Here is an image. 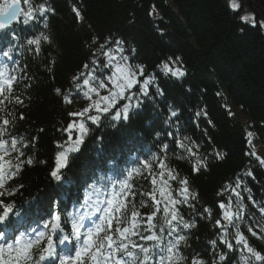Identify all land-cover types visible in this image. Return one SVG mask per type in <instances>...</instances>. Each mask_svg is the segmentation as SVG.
I'll return each instance as SVG.
<instances>
[{
  "label": "trees",
  "instance_id": "trees-1",
  "mask_svg": "<svg viewBox=\"0 0 264 264\" xmlns=\"http://www.w3.org/2000/svg\"><path fill=\"white\" fill-rule=\"evenodd\" d=\"M3 2L0 0V4ZM21 2L26 11L27 4ZM29 2L43 3L50 11L39 22L27 26L14 22L11 27L18 41L11 35L0 37V61L10 69H22L10 72L17 79L10 90L6 86L0 93V128H6L0 139L8 140L6 147L10 148V140L15 138L17 148L24 153L19 160L16 152L4 154L5 161L11 163L5 164L3 191H14L13 195L0 197L4 204L14 205L8 220L0 224L5 240L14 242L20 233L34 239L36 233L32 229L49 231L43 225L57 214L65 232L70 233V224H63L65 217L91 211L81 207L89 196L90 204L97 199L103 201L113 191L106 186L118 185L127 178L129 170L150 162V170L141 168L128 180L131 190L127 200L137 205L141 199L150 200L141 193L151 191L152 175L157 178L158 188L167 193V186L160 183L161 165L174 197L179 181L187 179L188 191L196 194V209L202 214L193 215L187 205H178L184 218L194 222L193 227L180 232L186 237L181 251L190 259L197 256L212 264L213 248L209 242L216 239L215 251H223L219 240L221 226L215 221L220 219L224 225V211H236L233 188L241 194L245 219L260 220L264 216V164L254 152L249 135L254 132L264 147V0H240V7H233L229 0ZM246 8L252 10V20L243 19ZM41 33L51 43L41 40L37 51V46L26 41ZM94 38L98 41L95 45ZM105 41H109L105 52L116 47L115 41H121L130 63L143 66L144 75L139 78L154 75L163 95L158 96L149 85L150 98H144L140 108L129 113L127 123L121 120L113 127L106 119L99 126L87 122L89 131L84 143L78 151H69L71 145L63 130L79 119L70 113L83 110L89 103L75 91L74 84L82 83L93 68L92 60H98L101 67L107 62L104 54L93 56ZM9 47L15 48L12 60L2 56ZM170 57L180 58L176 66L182 67L184 76L163 75L159 65ZM86 64L88 69L84 68ZM81 73L85 76L74 82L73 78ZM16 97L21 103L16 102ZM170 108L177 116H170ZM4 119L10 121L9 125H3ZM169 132L171 137L167 136ZM165 143L167 149L163 148ZM180 143L196 156L190 157L178 146ZM61 151L68 153V164L61 170V180L56 181L51 172ZM196 157L206 166L193 171ZM9 168L15 179L8 175ZM169 173L176 179H171ZM238 180L240 187L236 188ZM221 202L226 209L219 208ZM2 210L0 204V214ZM241 230L250 245L264 254L259 227H254L258 233L255 237L244 226ZM44 246L42 243L41 249ZM64 247L57 244L56 264ZM69 254L74 255V250ZM33 256L34 261L38 260L35 248ZM49 260L41 264H49ZM216 262L242 264L238 252H232L223 262L217 255ZM252 264L260 262L253 260Z\"/></svg>",
  "mask_w": 264,
  "mask_h": 264
},
{
  "label": "snow or ice",
  "instance_id": "snow-or-ice-1",
  "mask_svg": "<svg viewBox=\"0 0 264 264\" xmlns=\"http://www.w3.org/2000/svg\"><path fill=\"white\" fill-rule=\"evenodd\" d=\"M24 3L27 4L26 11L21 8V0H4L0 4V37L7 38L11 35L14 41H18V37L11 27L14 22L27 26L32 22H39L40 18L50 11L43 3L34 5L29 0H24ZM233 7H237V5L234 3ZM73 11L79 17V11L75 8ZM243 19L247 20L249 17ZM41 40L51 43L49 37L43 33L36 38L27 39L26 43L37 46L36 50L39 51ZM92 43L95 45L98 41L94 38ZM108 43L109 41H105L104 44H99L96 51L93 52L94 57L100 54L106 55L108 57L107 62L101 67L100 62L94 59L92 60L93 68L87 73V76L81 73L80 76L73 78L75 82L79 81L81 76H85L82 83L74 84V88L89 103L83 110L70 113L71 116H79L82 120L78 124L75 121L69 123L67 128L63 130L67 134V143L71 145L69 151H78L84 143V138L89 131L86 126L87 122L99 126L101 120L106 119L113 127L121 120L127 123L129 113L134 109H139L144 98H150L149 85L155 88L158 96L163 95V90L156 83L154 75L150 74L146 78H139L144 75L143 66H132L128 63V57L123 55L124 49L121 41H115L116 47L105 52ZM14 51V47H9L7 50L2 51V56L12 60ZM117 53L119 58H117ZM179 61V57L175 60L170 57L168 61L162 62L159 68L163 75L176 78L184 76L185 72L182 67L176 66ZM84 68L88 69V65H84ZM12 71H22V69H19L18 66L10 69L6 63L0 61V93L5 91L6 86L10 90L13 82L16 81L17 78L10 74ZM101 91L106 94L101 96ZM94 96L96 99H93ZM16 102L21 103L19 97H16ZM2 103L3 101L0 100V104ZM169 111L171 117L177 116L176 111L171 110V108ZM9 123L8 119L3 120L4 126L9 125ZM5 132L6 128H0V136ZM74 133L77 134L75 140H73ZM159 135L157 133V138H159ZM167 136L171 137L172 133H167ZM6 145H9V141L0 139V197L5 196V194H14L12 188H9L7 193L3 191L5 189L3 175L5 164L11 163L10 160L5 161L4 154L16 152L17 160L24 155L17 148L15 138L10 140V148ZM178 146L185 149L190 157L196 156L191 148H188L184 143H180ZM163 148L167 149L168 144H163ZM153 159H155V156ZM27 162L31 164L32 160L29 159ZM261 163L264 164V161H261ZM67 164L68 153L61 151L56 160L55 169L51 172V177L56 181H60L61 170L67 167ZM201 166L206 165L196 157L193 171H198ZM141 168L150 170L151 163H145ZM141 168L129 170L127 178L121 180L118 185L110 184L106 186V188H111L113 191L108 193L103 201L97 199L90 204L89 199L91 197L89 196L81 207L84 209L91 208V211L85 210L81 214L65 217L63 224H70V233H66L65 228L61 226V216L59 214L44 223V228L49 229V231H38L33 228L32 232L36 233L34 239L29 238L25 233H20L19 237L14 239V243L7 242L4 233L0 232V241H5L0 242V264H41L49 258H52L49 260V264H56L57 244L65 246L62 250L64 254L59 255V264H208L207 261L199 259L197 256L190 259L181 251V243L186 242V237L181 235L180 232L183 229L193 227L194 222L184 218L178 205H187L193 215L202 214L197 212L196 194L189 193L187 179L179 181L180 187L175 189L177 196L174 197L172 195L174 190L163 178V165H161L160 183L167 186V193L158 188L157 178L152 175L151 184L153 187L151 191L141 193L142 197H150V200L141 199L137 205V203L127 200V194L131 190L128 180L133 173H139ZM8 175L15 179L12 168L8 169ZM169 177L173 180L176 179L171 173H169ZM20 187H23V185H20ZM239 187L240 181L238 180L236 188ZM158 191L160 198H157ZM232 191L235 192L236 196V211H224L223 220L226 221L224 225H221L220 219L215 221V225L221 226L219 240L223 251L219 253L215 251L217 248L216 239L209 242L213 248L212 264H217V255L219 261L223 262L229 259L232 252L240 254L242 264H252L253 260L264 264V254L250 245L247 236L241 230L244 226L255 237L258 233L254 230V227H259V238L264 240V216L260 220H256L255 217L245 219L241 194L236 192L235 188ZM246 191L250 192L249 189H246ZM249 199L251 200V195H249ZM229 200H231V196H229ZM0 204L3 205L0 224H4L10 213L13 212L14 205L11 203L4 204L2 200H0ZM219 208L226 209V205L221 202ZM140 209L145 211L142 213ZM207 211V209H203V212ZM261 212L264 213V208H261ZM19 214V212L16 213L18 216ZM249 219L253 221L251 224ZM229 229H232V232H229ZM58 232L64 233V235L57 236ZM229 236H232V239H229ZM70 237H74V240ZM42 243L46 246L41 249ZM34 248L38 253V260L35 261ZM73 250L75 254H69Z\"/></svg>",
  "mask_w": 264,
  "mask_h": 264
},
{
  "label": "rangeland",
  "instance_id": "rangeland-1",
  "mask_svg": "<svg viewBox=\"0 0 264 264\" xmlns=\"http://www.w3.org/2000/svg\"><path fill=\"white\" fill-rule=\"evenodd\" d=\"M229 1L231 2L232 5L235 3V5H237V7H240V0H229ZM241 4H242V1H241ZM246 7H247V6H246ZM244 13H245V14H244L243 17H249L248 20H252V19H250V18L253 17V12H252V10H251L250 8H246L245 11H244ZM116 55H117V58H119V54L117 53ZM123 55H125L124 52H123ZM128 63H129L130 65H132V64L130 63V61H129V58H128ZM132 66H133V65H132ZM105 94H106L105 92L101 91V96H103V95H105ZM93 99H96V97L94 96ZM81 120H82V118L79 117V119H78V121H77V124H78ZM250 134H251V135H250V142H251V144H252V146H253V150H254V152H255V153L257 154V156L261 159V161H264V147H263L262 143H261L259 140H257L256 135H255L254 132H251Z\"/></svg>",
  "mask_w": 264,
  "mask_h": 264
}]
</instances>
